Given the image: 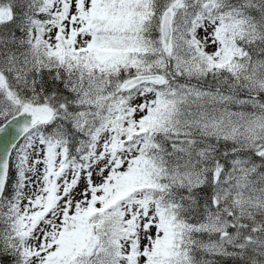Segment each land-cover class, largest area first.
<instances>
[{
    "label": "snow or ice",
    "instance_id": "snow-or-ice-1",
    "mask_svg": "<svg viewBox=\"0 0 264 264\" xmlns=\"http://www.w3.org/2000/svg\"><path fill=\"white\" fill-rule=\"evenodd\" d=\"M0 264H264V0H0Z\"/></svg>",
    "mask_w": 264,
    "mask_h": 264
}]
</instances>
